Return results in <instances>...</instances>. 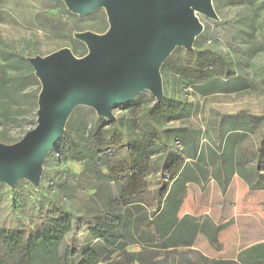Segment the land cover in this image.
Returning <instances> with one entry per match:
<instances>
[{"label": "rangeland", "instance_id": "obj_1", "mask_svg": "<svg viewBox=\"0 0 264 264\" xmlns=\"http://www.w3.org/2000/svg\"><path fill=\"white\" fill-rule=\"evenodd\" d=\"M212 6L217 16L215 20L196 13L202 25V33L196 38L200 41L199 46L193 44L190 51L176 47L171 53L169 70L166 75H161L162 98L174 104H189L188 117L165 121L160 115L159 121L154 120L162 129H186L190 143L197 145L206 155L212 150L218 157L230 141L234 156H240L242 161L239 170L254 183L253 174L248 176V171L254 167V153L264 130V1L212 0ZM70 14L60 0H0V77L3 76L6 87L11 91L10 97L0 94L1 143L13 145L36 126L41 84L27 58L44 57L61 48H68L77 58L83 57L87 47L74 35L83 31L101 35L108 29L104 9L84 16ZM50 16L60 18L66 24L53 22ZM193 51L202 52L208 58L225 59L234 75L247 80L249 89L203 95L192 86L183 85L179 81L180 66H189V72L196 73L197 61L187 53ZM18 58L25 59V63L18 62ZM219 73L223 76L225 71ZM154 101L160 100L148 91L140 93L130 102L113 108L115 119H102V129L109 131L110 122L121 119L124 124L122 129L130 140L137 139L141 133L146 135L142 122ZM241 112L249 117V122L241 123L240 130L233 132L235 134L225 132L222 139L217 140L214 131L219 119L223 115ZM76 115L86 125L98 118L93 109L83 106L73 110L71 116ZM134 123L137 127L131 130L129 127ZM231 135H236L233 142ZM59 140L43 162L38 186L25 179L16 182L13 187L0 183V228L14 227L20 222L30 223L35 215L34 201L38 196L62 200L67 209L76 214L98 208L94 190L81 175L83 162L77 161ZM171 145L175 152L183 154L185 146L182 142L174 141ZM107 146L113 148L103 152L106 155L105 164L99 163L98 166L111 169L112 175L118 176L121 181L122 168H125L122 158L125 147L116 140L110 141ZM160 154L150 156L144 170H138L141 185H146L143 199L148 208L155 204ZM193 162L192 159L185 160L186 188L179 195L175 210V220L193 212L205 220L193 249L210 258L229 259L241 264H264V161L259 164L262 189L250 202L242 200L248 190L245 179L232 175L223 195L215 178V167L207 165L203 181L196 173ZM162 177L165 184L170 182L166 173ZM213 237H217L223 245L224 252L220 255L210 245Z\"/></svg>", "mask_w": 264, "mask_h": 264}, {"label": "trees", "instance_id": "obj_2", "mask_svg": "<svg viewBox=\"0 0 264 264\" xmlns=\"http://www.w3.org/2000/svg\"><path fill=\"white\" fill-rule=\"evenodd\" d=\"M49 19L66 24L60 18L50 16ZM199 44L196 39L194 45L198 47ZM187 53L196 59L197 66L196 73H190L189 66L179 67V81L183 85L192 86L203 95L249 89L247 80L234 75L230 64L222 57L208 58L199 51ZM18 62L25 63V59L18 58ZM170 65L171 55L162 64L161 75H166ZM222 70L225 74L220 76ZM0 94L11 96L3 76L0 77ZM189 107L184 102L174 104L165 98L154 101L142 122L146 135L141 133L133 141L123 131L121 119L110 122V130L104 131L102 119L95 118L86 125L78 115L69 117L59 141L77 161L83 162L81 175L94 190L98 208L76 214L68 210L62 200L36 197L35 215L30 223L20 222L14 227L0 228V264H241L229 259L210 258L193 249L205 220L197 212L186 213L175 220V210L177 199L186 188V159L195 161L193 167L203 181L207 165L214 166L215 178L223 195L232 175H239L248 184L242 200L254 201L255 193L262 189L259 164L264 161V130L254 153V167L248 171V176L253 174V183L245 172L239 170L242 161L240 156H234L230 141L218 157L212 150L206 155L197 145L190 143L186 129H162L155 121H159L160 115L165 121L184 119L189 115ZM248 120L249 117L242 112L223 115L214 131L216 139H222L225 132L240 130V124ZM130 126L133 130L137 123ZM234 136L231 135V142L235 140ZM113 140L125 147L121 181L112 175L111 169L98 166L99 163L105 164L103 152L113 148L107 146ZM173 140L184 144L183 154L174 151ZM156 153L160 154L157 168L160 178L154 190L155 204L148 208L143 199L146 185H141L138 170L143 171L148 158ZM165 173L169 177L168 184L163 181ZM210 245L217 255L224 252L217 237L210 240Z\"/></svg>", "mask_w": 264, "mask_h": 264}, {"label": "water", "instance_id": "obj_3", "mask_svg": "<svg viewBox=\"0 0 264 264\" xmlns=\"http://www.w3.org/2000/svg\"><path fill=\"white\" fill-rule=\"evenodd\" d=\"M73 15L104 9L108 29L98 35L78 32L87 53L75 57L61 48L28 57L41 84L36 126L13 145L0 142V183L21 179L38 186L42 165L78 106L112 121L113 108L148 91L163 96L160 69L176 47L192 50L202 25L196 13L217 19L212 0H60ZM264 1V0H263Z\"/></svg>", "mask_w": 264, "mask_h": 264}, {"label": "crops", "instance_id": "obj_4", "mask_svg": "<svg viewBox=\"0 0 264 264\" xmlns=\"http://www.w3.org/2000/svg\"><path fill=\"white\" fill-rule=\"evenodd\" d=\"M180 217H181V216H180ZM180 217H179V218H180Z\"/></svg>", "mask_w": 264, "mask_h": 264}]
</instances>
